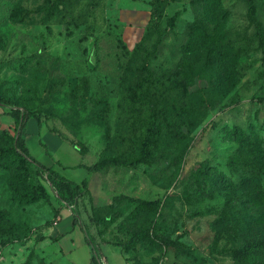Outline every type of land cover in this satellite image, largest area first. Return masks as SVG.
I'll return each mask as SVG.
<instances>
[{
	"label": "rangeland",
	"instance_id": "obj_1",
	"mask_svg": "<svg viewBox=\"0 0 264 264\" xmlns=\"http://www.w3.org/2000/svg\"><path fill=\"white\" fill-rule=\"evenodd\" d=\"M254 3L264 36V0ZM246 8L245 0H0V106L19 120L39 117L24 130L13 119L0 126V264H90L79 232L101 264H264V244L251 259L229 252L264 241V38ZM184 72L187 96L170 86ZM162 104L178 132L155 137L147 161L85 167L75 180L82 194L69 202L26 201L36 172L25 175L12 157L19 127L44 163L131 160L148 107ZM234 127L249 135L244 145ZM66 217L76 218L72 227ZM72 228L71 259L60 238Z\"/></svg>",
	"mask_w": 264,
	"mask_h": 264
},
{
	"label": "trees",
	"instance_id": "obj_2",
	"mask_svg": "<svg viewBox=\"0 0 264 264\" xmlns=\"http://www.w3.org/2000/svg\"><path fill=\"white\" fill-rule=\"evenodd\" d=\"M247 3L246 8V16L248 21L253 25L256 33L259 35L261 41H263V32L261 28L260 20L257 18L255 14V3L254 0H245ZM189 74L188 72H184L183 74H179L175 76L172 81L170 82V86L172 87V91L176 92L177 90H180V94L182 96L188 95V84H189ZM5 99L2 95H0V104H4ZM183 103H180V106H176V112H182L184 109ZM13 121L15 126H17L18 123H20V127L24 130L26 121L30 116H34L28 113H24L21 116V119L19 120V113L18 111L11 110L10 113H8ZM148 117L149 122L148 125L145 128L144 135L142 139L140 140L139 145V156L131 159L126 160L118 157L113 158H103L100 161H96L91 165H80L86 167L88 170H98L104 167L105 165L109 163L113 164H126V165H132L135 166L140 162L147 161L150 156V150L149 145L151 142L155 140V137L162 138L165 136H170V134H174L175 132H178L176 130V127L174 126V118L172 117L170 108L162 104L160 106L154 105L148 107ZM178 113H175L177 115ZM180 114V113H179ZM35 119L39 120L38 116H34ZM19 127V132L16 136V138H12L11 141V154L16 162V165L19 167L21 172H23L25 175L30 176V172L33 170L36 172L35 177H31V189L29 193L26 195V201H35L37 199H45L48 200L50 197L61 201H72L76 197L80 196L83 191V184L77 183L67 177H65L63 174L58 172L57 170L53 169L52 167H46L43 164L37 162L35 159L31 158L28 154L27 147L24 142L23 135L25 132L21 133ZM234 134V140L237 141L239 144L244 145V142L248 141L249 135L244 134V132L237 127H234L233 129ZM21 133V134H20ZM73 147H75L81 154L84 152V147L78 143H73ZM27 157H30L31 160H29ZM41 169L46 172V176L51 182L53 189L55 190L57 197L51 195V193L48 191L47 187L43 184L41 179H39L38 176V169ZM257 181V180H256ZM258 196V195H256ZM264 197V193L261 195ZM124 195L115 196L113 199V202L111 203V209L116 206L118 199L123 198ZM137 200L142 205L154 207L157 205V200H148V199H132ZM76 221V218L73 217V222ZM84 240L87 244L90 245L91 248V256H90V264H101L97 255L96 250L92 244V241L89 239L88 236L84 235ZM264 244V241L262 240H251L245 243L244 245L238 246L234 249H230V254L235 258H248L251 259L252 255L256 252V250L261 247V245ZM110 264V263H107Z\"/></svg>",
	"mask_w": 264,
	"mask_h": 264
},
{
	"label": "crops",
	"instance_id": "obj_3",
	"mask_svg": "<svg viewBox=\"0 0 264 264\" xmlns=\"http://www.w3.org/2000/svg\"><path fill=\"white\" fill-rule=\"evenodd\" d=\"M12 122V117L5 113L2 109H1V106H0V126H3L5 124H9ZM41 127V126H40ZM46 134H48L47 132H44ZM28 135L29 133L25 130V133L23 135V138H24V142H25V145L27 147V151H28V154L31 158L35 159L37 162L43 164L44 166L46 167H52L53 169L57 170L58 172H60L61 174H63V171L65 170H69L72 174H70V176H67V175H64L65 177L73 180V181H77L78 179L82 178L85 174L84 172L86 171L85 167L84 166H80L82 165L83 163L81 161H77L73 164H77V166H74L73 167V164H61V162H57V161H53L51 160L52 158L48 155V156H45L46 159L48 160L47 163H44L40 160H37L32 154L29 153V150H28V146H27V138H28ZM48 150V149H47ZM49 151V150H48ZM47 152V151H46ZM47 154V153H46ZM75 177V178H73ZM75 181V182H76ZM64 220H68L66 221V223L64 224H68V222L71 224V227L73 226V220L70 218L68 219V217H66ZM60 229L62 228L61 225L59 227ZM74 230H76L75 228H72L71 232H68L67 234H65L64 236H62L60 238V244H61V247L63 249V251L70 257L71 255V259L73 258V251L75 250V248L73 247V244H72V235H74ZM81 232H79L77 234V240L79 241L80 244H83V243H86L85 240H84V236L80 234ZM74 260V259H73Z\"/></svg>",
	"mask_w": 264,
	"mask_h": 264
},
{
	"label": "built area",
	"instance_id": "obj_4",
	"mask_svg": "<svg viewBox=\"0 0 264 264\" xmlns=\"http://www.w3.org/2000/svg\"><path fill=\"white\" fill-rule=\"evenodd\" d=\"M29 160H31L30 157H27ZM43 184L47 187V186H50V187H53L51 182L49 181V179L47 178V176L45 175L44 176V180H42Z\"/></svg>",
	"mask_w": 264,
	"mask_h": 264
}]
</instances>
